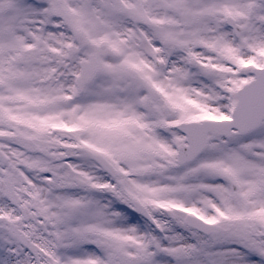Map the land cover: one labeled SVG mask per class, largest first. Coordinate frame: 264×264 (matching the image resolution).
I'll return each mask as SVG.
<instances>
[{
  "label": "rangeland",
  "instance_id": "1",
  "mask_svg": "<svg viewBox=\"0 0 264 264\" xmlns=\"http://www.w3.org/2000/svg\"><path fill=\"white\" fill-rule=\"evenodd\" d=\"M3 1L9 0H0V63L4 66V69L0 68V122L26 127L23 123H30V118L37 117L36 120L40 122L36 123H49L57 131L52 135L53 140L49 143V148H53L54 155L61 153V158L73 167L71 172L79 176L83 175V171L86 175L93 172L94 168H81L80 159L83 160V157L72 150L71 145L78 143L73 141L97 145V150L105 156L108 155L107 157L117 164L120 183L129 188L131 195L143 202L149 200L152 208L155 205L169 208L168 213L155 214L160 228V237H156L162 244L160 253L149 241V236L154 233L153 227L127 213L114 200L111 204L115 205L113 208H118L112 211V216L102 209L94 217L91 207L85 206L82 209V205H79L73 210L76 214L72 217H52L51 224L56 238L53 240V257L48 260V264H69L70 261L71 264H81L80 259L76 260L81 255L65 257L61 253L69 250L67 244L75 246L73 251L77 247L80 248L82 244L78 241L82 231L86 228L92 229L94 223L107 232L109 229L103 226L112 228L115 222L113 228L118 229V235L114 237L116 244H120L123 249L149 251L152 255L150 264H175L171 256L180 251L190 256L197 249V244L190 243L191 234L176 218L180 216V207L188 204V208L193 209L199 202L196 203L192 193H179L180 185H183L182 188L191 189V185H195L194 182L188 180L182 172V180H174L173 177L177 176L173 173L179 169L166 167V161H174L175 143L183 142L182 136L175 134V137L169 140L166 137L174 133L173 124L178 120L201 119L199 115L206 113L216 116L228 114L229 103L234 101L230 95L234 94L236 85L243 79L242 75L247 77L250 73L247 69L237 76L229 73L234 63L242 57L241 49L248 48L246 54L243 53L244 58L263 52L264 59V0H62L80 34L74 39L59 21L48 17L39 21L44 30L49 29V24L53 27L49 32L40 34L42 42L46 43L40 52H48V48H51V55H54L56 60L54 63L58 65L54 83L58 89L46 90L35 89L32 82L22 81L11 70L16 67L11 64V55L14 54V57L19 53L15 42H26L27 34L15 30V25L11 28L6 23L9 21L14 24L15 19H8L10 16H5V11L11 10L14 17H17L24 12V6L20 0H10L8 5L2 8ZM49 1L51 6H55L54 0ZM212 12L215 13V18L205 15ZM224 12H230L244 22L252 21V25L255 24L254 30L249 29L240 38L233 37L232 32L226 30L221 21ZM23 30H26V27ZM193 33L196 34L194 43L182 45L181 41L189 40ZM165 36L169 38L167 44L162 43ZM5 47L8 49L7 56H4L3 52ZM108 48L114 53H108ZM256 48L261 50L257 51ZM92 53L98 56L100 73L93 83L78 92L75 81L79 70L78 62ZM172 53L176 57H170ZM153 56L162 60L159 68L154 67ZM192 56L201 60H197L196 65H191L189 63ZM205 57H210L212 63L225 65L228 73H213L209 66L202 67L200 62L204 61ZM32 59L34 57H30V61L25 60V65L29 66ZM179 62L190 72L192 78L199 76L198 83L191 84L187 77L179 79L176 75ZM44 63L48 68L49 63ZM55 65H52V68H55ZM130 66L136 67L146 80L159 89L160 105L172 106L177 112L176 119L167 115L159 117L154 113L153 104L148 102L144 89L136 80L127 76ZM43 72L45 70L40 74ZM4 75L11 80L6 81ZM205 87L210 91L215 89V94H207ZM221 90L229 92V95L219 97ZM172 94H177L178 97L171 99L169 95ZM47 102L52 106L48 111L49 119L37 108ZM156 105L159 106V102L155 103ZM96 112L100 113L101 117L94 120L93 114L98 115ZM84 119L85 121H82ZM16 120L21 123H15ZM37 127L41 130L40 126ZM63 128L69 129L60 130ZM71 130L78 134L68 136ZM99 131L102 142L100 139L95 141L99 138ZM48 136L43 137L39 132L33 145L43 147ZM230 140L233 143H253L254 148L251 153H246L241 151L237 144L232 148L230 141H225L224 138H213L209 147L196 161L195 167L202 172L200 176L222 175L223 170L229 166L228 159L237 168L249 166L247 169L241 168V172H249L236 176L242 178L253 174L258 179L261 177L260 189L264 195V177L260 173L263 172L264 176V125L255 133L243 138L233 137ZM228 155L234 156V159ZM115 190L116 188L111 192L114 193ZM170 190L174 192L170 193ZM107 197L110 199L113 196L107 193ZM170 212L176 215H170ZM97 233L102 237L108 234ZM23 256L28 261V256L24 253ZM188 260L192 264L195 263V258ZM91 262L92 260H88V264ZM96 264L107 263L102 259L101 263L97 261Z\"/></svg>",
  "mask_w": 264,
  "mask_h": 264
},
{
  "label": "flooded vegetation",
  "instance_id": "2",
  "mask_svg": "<svg viewBox=\"0 0 264 264\" xmlns=\"http://www.w3.org/2000/svg\"><path fill=\"white\" fill-rule=\"evenodd\" d=\"M226 179L229 182L230 178L226 177ZM232 190L236 192L237 188L232 187ZM252 194L256 199L259 198L258 191ZM221 204L225 208L228 206L223 202ZM249 205V207H243L238 211V213L243 211L247 217H256L248 218L249 223L243 224L241 221H237L236 224L229 218L230 211L221 214V220H219V214H216L215 222L222 226V231L214 235L216 239L210 252L211 259L216 258L218 264H264V217L261 218V214L256 213L260 208L259 205L251 206V203ZM225 208L222 209L226 211ZM253 212L256 214L249 216ZM246 243L250 245V248H246Z\"/></svg>",
  "mask_w": 264,
  "mask_h": 264
},
{
  "label": "water",
  "instance_id": "3",
  "mask_svg": "<svg viewBox=\"0 0 264 264\" xmlns=\"http://www.w3.org/2000/svg\"><path fill=\"white\" fill-rule=\"evenodd\" d=\"M264 118V114L258 115V119L254 124L259 123Z\"/></svg>",
  "mask_w": 264,
  "mask_h": 264
}]
</instances>
